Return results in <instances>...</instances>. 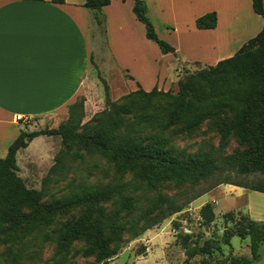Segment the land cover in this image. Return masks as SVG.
<instances>
[{
    "label": "rangeland",
    "instance_id": "rangeland-1",
    "mask_svg": "<svg viewBox=\"0 0 264 264\" xmlns=\"http://www.w3.org/2000/svg\"><path fill=\"white\" fill-rule=\"evenodd\" d=\"M102 13L104 14L103 10ZM90 15L92 17L91 12ZM159 32L162 35L159 38L168 43L167 38H163V30L159 29ZM95 43L101 51L103 61L99 67L93 63L84 92L71 104L81 106L78 113L82 115L83 130L109 128L113 108L132 101L138 111L121 117L127 132L130 131L132 137L145 139L146 143L155 138L165 141L166 149L179 159L183 157L190 160L198 153H209L220 161L223 157L245 151L246 145L239 143L233 133L226 139L222 138V129L230 126L231 112L217 114L191 132H187L181 125L161 130L151 121L136 125L140 115L152 114L158 122L165 123L170 98L156 95L145 97L137 92L136 82H140L143 88H148V84L153 80L150 65L154 64V61L157 66L156 75L160 74V81L164 72L169 75L168 84L157 87V92L171 91L175 94L179 80L205 69L208 64L212 66L213 59L206 61L207 65L189 63L188 59L175 54L174 61L167 63L160 61L155 52H150L145 63L136 62L133 77L129 75L128 80L125 72L116 69L109 54L105 19L103 27L96 32ZM150 44L157 49L155 43L150 41ZM205 45L207 50L201 53L202 56L210 55V42ZM196 46L197 51L205 50L202 43H197ZM154 79L156 80L155 77ZM207 92H210V95L213 93L212 89ZM68 116L69 108L63 117L48 118L42 122L37 118H28L20 120L19 123L21 130L28 132L45 128L55 129L65 122ZM63 151L60 137L40 136L35 138L26 150H20L16 155L18 176L27 188L40 193L43 205L60 200L79 201L84 199L90 190L122 185L125 188L124 194L131 198L138 215L155 211L157 194L171 199L175 212H168L172 209L167 208L164 219L138 236H133L130 232L124 234L119 243L113 244V248H116L115 254L105 263H98L94 255L89 253L90 245L86 239L65 243L62 247L56 239L66 231L70 223L90 220L102 213H116L119 211V205L114 203L115 201L74 205L52 216L44 224L30 226L28 232L8 237L0 244V264H227L230 255L250 256L248 237L241 239L234 236L230 238V245L227 246L222 244V235L227 228L234 229L235 223L242 217L264 221V194L233 185H214L223 179L246 184L253 179L252 176L238 175L235 172L217 173L212 178L196 183H163L154 191H150L139 188L140 181L131 167L118 166L110 156L89 153L81 147H74L61 157L63 159L58 163L57 160ZM5 155L0 151V159ZM53 167L55 169L52 172ZM209 188L210 190L203 193ZM200 193L203 194L197 197ZM206 203L213 204L215 221L211 225L202 226L200 209ZM230 213L234 215V222L226 224L224 215ZM131 218L132 216L125 215L121 222H128ZM179 233L190 235V245L201 251L188 262L185 250L177 238ZM47 236L53 240H48ZM205 247L215 250L207 254L202 251ZM259 252L261 261L257 264H264V246Z\"/></svg>",
    "mask_w": 264,
    "mask_h": 264
},
{
    "label": "trees",
    "instance_id": "trees-1",
    "mask_svg": "<svg viewBox=\"0 0 264 264\" xmlns=\"http://www.w3.org/2000/svg\"><path fill=\"white\" fill-rule=\"evenodd\" d=\"M132 1L133 14L144 26L146 39L155 43L162 54H175V49L171 45L158 38L144 1ZM51 2L63 3L64 0ZM109 4L110 0H85L83 6L92 14L94 36L104 25L102 10ZM251 4L254 13L263 19L262 30L244 43L231 58L179 80L175 94L171 91L157 92V87L146 92L137 85V92L145 97L156 95L170 98L164 124L158 122L152 114L140 115L136 120L137 126L151 121L161 130L181 125L187 132H191L211 117L231 112L230 126L222 129V138L226 139L233 133L239 143L246 145L244 152L223 157L220 161L209 153H198L190 160L183 157L179 159L166 149L165 141L155 138L146 143L145 139L132 137L131 132H127L121 117L138 111L134 102L128 101L113 108L109 128L89 130H83L81 126L82 115L78 113L81 106L73 104L69 107L68 119L57 128L32 132L21 130L8 147L5 157L0 159V244L10 236L30 231V226L46 223L52 216L71 206L115 201L114 203L119 205V211L116 213H102L90 220L72 222L56 239L60 247L65 243L86 239L90 245L89 253L94 255L95 261L105 263L116 252L113 244L119 243L124 234L130 232L133 236H138L164 219L167 208L172 209L168 212H175L172 200L157 194L155 211L138 215L131 198L124 194L125 188L122 185L90 190L89 194L79 201L60 200L43 205L40 193L27 188L18 176L16 162L17 153L40 136L60 137L64 151L60 154L58 163L63 159L61 157L74 147H81L89 153L110 156L118 166L131 167L140 181L139 188L150 191H154L163 183L183 185L212 178L217 173L235 172L238 175L252 176L253 179L246 184L223 179L214 187L227 184L264 194V5L262 0H251ZM216 24L215 12L207 13L195 21L198 30H212ZM210 89L212 95L207 92ZM54 169L55 167L51 171ZM208 190L210 188L203 193ZM213 209L212 203H206L201 207L202 226L214 223ZM125 215L132 218L122 223ZM224 219L226 224L232 223L234 215L225 214ZM234 236L250 239V256L230 255L227 264H257L261 261L259 249L264 246V221H255L249 217L240 218L234 229L227 228L223 231L222 244L229 246L230 238ZM177 238L185 250L187 262L201 252L190 245V235L179 233ZM47 239L53 240L49 236ZM213 250L215 248L212 247L202 249L207 254H211Z\"/></svg>",
    "mask_w": 264,
    "mask_h": 264
},
{
    "label": "crops",
    "instance_id": "crops-1",
    "mask_svg": "<svg viewBox=\"0 0 264 264\" xmlns=\"http://www.w3.org/2000/svg\"><path fill=\"white\" fill-rule=\"evenodd\" d=\"M142 1L158 38L162 36L161 29L175 54L189 63L207 65L206 61L213 59V66L231 58L263 27V19L252 10L251 0ZM84 3L85 0H0L2 153L6 154L19 135L20 120L37 118L42 122L65 116L72 102L84 92L93 63L98 67L102 63L92 17ZM132 9V0H110L103 8L109 54L116 69L125 72L128 80L136 62L145 63L150 52L167 63L175 59V54H162L150 44ZM211 12L217 15L216 27L196 29V19ZM207 42L210 55L202 56ZM197 43H202L205 50L197 51ZM155 64L156 61L150 65L153 80L148 88L136 82L146 92L169 81L167 72L160 81Z\"/></svg>",
    "mask_w": 264,
    "mask_h": 264
}]
</instances>
